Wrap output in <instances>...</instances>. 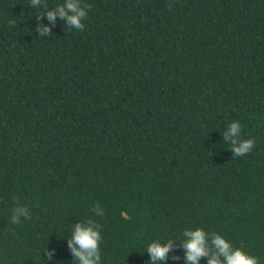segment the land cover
<instances>
[{
  "label": "trees",
  "instance_id": "1",
  "mask_svg": "<svg viewBox=\"0 0 264 264\" xmlns=\"http://www.w3.org/2000/svg\"><path fill=\"white\" fill-rule=\"evenodd\" d=\"M43 3L0 0V264H75L88 219L101 264H148L168 239L163 264H186L197 227L264 264V0H81L83 31L41 17L39 36Z\"/></svg>",
  "mask_w": 264,
  "mask_h": 264
},
{
  "label": "clouds",
  "instance_id": "2",
  "mask_svg": "<svg viewBox=\"0 0 264 264\" xmlns=\"http://www.w3.org/2000/svg\"><path fill=\"white\" fill-rule=\"evenodd\" d=\"M43 0H30V5L39 8ZM90 5L82 4L81 0H64L62 4L55 5L48 10L47 4L43 3L44 11L35 16L38 21L35 29L39 36H50L51 29L41 25V17H46L49 24L54 25L57 17L66 22L67 28H74L79 31L85 29L83 20L87 18ZM14 25L15 21H9ZM224 142H229L232 157H242L250 153L255 147V140L244 139L241 136V124L239 121L231 122L222 133ZM92 211L97 216H103L104 211L98 203ZM122 215H124L122 213ZM21 218L29 219L30 211L27 206L17 205L12 209L11 222L19 224ZM100 225L91 219L79 221L72 225L71 236L67 241L75 264H101L99 242L101 241ZM181 247L184 252L186 264H199L201 257L207 258V264H258V258L244 252L239 247H233L223 236L216 233H206L202 228L194 230L185 229ZM173 239L164 243L161 240H153L148 244L146 251L149 255L148 264H163L168 258V253L173 249ZM54 250H44L48 260H53ZM178 260V256H173Z\"/></svg>",
  "mask_w": 264,
  "mask_h": 264
}]
</instances>
